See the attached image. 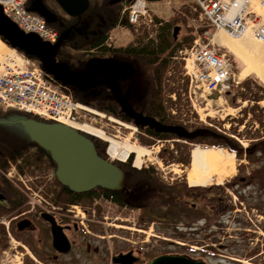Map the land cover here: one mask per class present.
<instances>
[{"label": "trees", "instance_id": "obj_1", "mask_svg": "<svg viewBox=\"0 0 264 264\" xmlns=\"http://www.w3.org/2000/svg\"><path fill=\"white\" fill-rule=\"evenodd\" d=\"M152 1V0H150ZM106 4L109 5L106 0ZM186 4V3H185ZM113 11L110 16V24L103 32L98 35L96 39L88 38L87 36H80L79 43L76 44L79 48L77 53H64L66 58L71 62L86 61L89 52L87 49L94 48L105 42L111 30L117 25L122 4L112 5ZM109 20V21H110ZM158 21L163 19L157 17ZM185 24L186 32L182 39H178L174 35L175 25ZM185 18L175 16L173 20H163V25L159 29L157 39L150 40L144 43L142 39L129 42L127 46H105L103 52L114 57L119 55H126L131 58L142 59L145 62L155 66V85L152 90L148 91V98L143 104L133 103L132 106L138 112H142L147 117L154 120L153 123L146 124L144 128L142 124H137L142 129H145L146 134L152 136V139L143 137L142 142L151 144L155 140H172L174 148H164L160 151L159 156L165 160L166 163L181 162L188 165L191 160L190 146L196 144L208 145L214 147H224L231 152H235L239 160L246 159L248 163L253 166L252 172L255 176H264V107L260 105V101L264 100V85L257 80L247 79L243 83L245 91L240 88L237 89V94L243 100H248V106L241 109V113L247 115L252 113L255 122L259 124L254 135L246 136L239 131L240 125L244 124L245 119L242 117L238 120V124L232 127L231 131L222 129L219 130L217 126L207 124H191L182 120L179 115H173L166 105L168 92L165 91V75L168 72V66L171 63L173 56L186 45L193 42L195 34L189 26ZM180 80V78H178ZM176 91L172 87L171 92ZM166 92V93H165ZM249 94L251 96H249ZM75 98L85 103L92 104L101 110H106L113 113L127 121L135 122V120L128 115L114 96L105 91L89 92L74 94ZM181 95V94H180ZM230 93H228V96ZM229 102L233 106L237 105L235 96L229 97ZM253 102V104H251ZM259 114V115H258ZM29 114L20 111L3 112L0 110V121L4 119L18 120L21 118H29ZM6 123V122H5ZM221 125H223L221 123ZM246 126V124H245ZM2 124H0V149H3L2 141H7V133L3 131ZM230 133L235 134L238 138L233 137ZM18 136V135H17ZM19 137V136H18ZM95 139L98 154L104 158H108L106 154L107 143L99 139ZM246 141L247 145L243 142ZM13 145V144H12ZM170 146V145H169ZM5 157H0V165L7 166L8 160H12L18 164L21 171L25 167L34 169H48L56 170V163L52 159L50 153L37 143L28 140L22 142L18 146H13L7 150ZM133 155L127 164L118 163L126 173V183L121 190H110L97 186L87 192H74L67 186L61 184L55 176L54 195L53 199L58 203H74V202H93L96 197H108L113 201L133 208H145L142 215L143 221H152L155 216L169 219L174 214L179 215L183 208L189 207L186 202L179 199V189H188L187 183L184 181L168 185L161 182L153 167L148 169L138 170L131 165ZM246 163H241L239 168H244ZM261 178V177H260ZM6 181L4 177H2ZM261 180V179H260ZM262 181V180H261ZM7 182V181H6ZM8 183V182H7ZM11 193V194H10ZM10 201L4 205H0V213L11 211L17 206L24 204V197L9 185ZM148 207L149 209H147ZM4 206V207H3ZM179 209V210H177ZM190 209H192L190 207ZM14 232L15 226L13 227Z\"/></svg>", "mask_w": 264, "mask_h": 264}, {"label": "rangeland", "instance_id": "obj_2", "mask_svg": "<svg viewBox=\"0 0 264 264\" xmlns=\"http://www.w3.org/2000/svg\"><path fill=\"white\" fill-rule=\"evenodd\" d=\"M91 6L88 10V12L83 15V17L80 19V23L78 24V30L83 34H91L92 32H100L104 30L107 23L110 20V16H112L113 7L106 4L105 0H90ZM156 14L160 15L165 20H173L172 12L170 11L169 7L164 4H158L153 7ZM176 13V12H175ZM205 24V23H204ZM145 25V24H144ZM142 26L144 29L139 30L136 32L137 35H140L144 39L149 38L151 35H154L155 29L150 26ZM176 26V25H175ZM118 27L114 28L112 30V35L114 39H116V43H126L128 41L127 36H129L128 32H130V35L135 37V33L132 29L122 28L119 29ZM189 27V25H188ZM118 31V32H117ZM186 32V26L185 24H182L180 28L177 30V38L182 39L184 34ZM228 34V33H227ZM229 35V34H228ZM149 36V37H148ZM232 38V35H230ZM252 38H254L255 42L258 40L255 39V37L252 35ZM222 47V46H221ZM226 49V48H225ZM232 57L239 60L238 63H240L241 67H243L244 70H246V73H249V77H255L258 79L260 83L264 85V82L259 79L257 74L252 71L249 64L244 61L242 58H240L237 55H232ZM129 64L132 67V71L130 75L125 78L122 82V92L126 96V98L133 104H143L148 98V91L152 90V88L155 85V66L152 64H149L145 62L142 59L133 58L129 61ZM75 68H78V65L75 64ZM74 67V66H73ZM183 72V60L179 58H175L171 61V63L168 66V72L166 73L164 87L165 91L170 94L172 87L178 86V78ZM189 82L184 84L180 87V90H178L177 94H173V99L176 101V103L171 100L166 99V105H168L170 108H177V113L181 119H183L187 123L191 124H208L213 123L215 125H221L223 122L224 125L222 126L227 131L231 130L232 127L236 126L238 123V120L240 118H244L245 122L244 125L240 127L241 133L245 134L246 136L254 135V131H256L257 127H259V124L255 122L254 117L252 116V113L249 112L247 115L241 114V108L242 106L249 105L250 102L248 101H238L241 106L234 108L230 105L228 102V97L226 96V92H223L221 94V97L219 94H213L211 98L207 100H201L196 99L194 96L192 98L190 97L189 93ZM149 91V92H150ZM181 93H180V92ZM165 92V93H166ZM181 94V95H180ZM249 96H251L249 94ZM170 98V97H169ZM261 105H264V101H262ZM259 115V114H258ZM9 124L2 125V129L4 132L7 133V141H2L3 149L8 150L11 149L14 145L18 146L22 142H25L28 140V136L24 133L23 127L20 123H13L8 122ZM233 126H232V124ZM246 124V126H245ZM232 126V127H231ZM231 127V128H230ZM23 132V136L19 135L18 133ZM111 132H114L117 134V132L112 129ZM128 134V129L123 128L122 133L120 134L121 137H124ZM138 134H141L139 131L132 133V135L136 138ZM19 137H18V136ZM246 143V141H244ZM13 144V145H12ZM137 144L142 145L140 138L137 139ZM170 143H166L165 145H159L160 149L168 148L172 149V146L168 145ZM207 146V145H205ZM153 147V148H152ZM192 147V146H190ZM204 147V146H202ZM152 149L153 153L152 155L148 156L150 159L145 158L148 162V165L154 168L155 172H157L159 175L158 177L165 182L169 183L171 181H177L178 182H186V175L188 172L189 167H181V165L177 162H172L170 164H166L164 161L161 160L159 156H157L156 152L158 150V145L153 144V146L149 147ZM151 161L154 163H151ZM162 161V162H161ZM246 163V166L244 168H239L237 173L239 174L236 178H231L229 180H225L222 184L213 182L212 184L206 186L205 189L203 188H197L195 191L198 194H202V200L205 201L209 206L215 205L216 203L221 202L223 205L225 203L230 204L231 206L235 203L236 197H239L238 191L248 193L249 191H252L254 194L253 196L248 199H244V205L249 207L248 203H251L253 205L254 203H258L259 205L264 206V182L260 184L261 180L264 181V176L260 175V179L256 178H247L242 179V177H248V172L251 171V165L246 162V160H238L236 158L237 168L241 163ZM153 165V166H151ZM183 168V170H181ZM240 171V172H239ZM30 175L23 176V181L25 184L22 186L26 188L27 186L29 190H27L29 193L27 195V199L36 200V199H49L51 198V192L50 188L54 189L55 182H54V171L45 169L44 171H37V172H30ZM16 170H11V181L10 184L13 186L18 192H22L23 189L14 184L15 176H17ZM242 175V176H241ZM217 180V177H216ZM250 183V184H249ZM253 183V185H251ZM249 184V185H248ZM171 185V184H170ZM217 185V186H215ZM212 187V188H211ZM254 187V188H253ZM252 189V190H251ZM256 191V193H254ZM54 194V193H53ZM198 195H195L192 193V195L189 197L193 201H198L197 198ZM27 204L21 205L26 206ZM100 208L102 209L101 212L98 211L97 207H93L94 213L98 215L97 219L103 220L102 215L107 214L106 221V227L109 232V234L112 235L110 237L113 248L112 251H115V249H121L124 247H129L132 245L133 242L127 241L126 238H130L133 241H137L138 245L142 248H147L148 250L153 251L154 253H159L162 251H165L167 249L175 250L180 244L176 243L175 245H178L177 247H174L172 245H166L164 243L166 239H178L180 241H186L188 238L193 237L189 235H180L177 234L176 236L169 232L168 230V224L164 225V223H158V225H155L153 227L152 233H159L162 238L155 237L154 235L144 234L140 232H134L130 230L129 228L123 227L121 228L117 224L121 221L115 220L117 216H122L126 214L125 217L131 219V221H134L135 219H138L141 217V215L144 214L143 208L139 209L138 207H127V205H116L114 203H108L106 200H103L100 204ZM122 206V207H121ZM21 207L17 206L13 210L10 211V216L18 214L22 209ZM69 207L67 205L63 206ZM234 213L236 212H228L227 214H224L221 218H218L216 223H213L212 228L218 229L221 231V234L218 235L220 237L219 239L221 241H224L223 243L226 245L223 250H218L214 247L217 254H213L216 259L213 260L212 264H264V234L255 233L253 229H258L259 222L255 220V223L257 225H253V227H250L249 221L248 225H241L238 223V220H236V216L234 217ZM243 214V212H240ZM101 217V218H100ZM251 217L254 218L252 214ZM170 219V218H169ZM257 219H261L262 224L260 225L261 230L264 231V220L262 218L257 217ZM160 221V220H159ZM164 221V220H162ZM98 223V222H94ZM123 223V222H122ZM95 232H103V228L100 226L94 227ZM250 228L252 235L251 238H248V240H244V237L241 236L240 232H246L245 229ZM149 230V229H148ZM247 233V232H246ZM164 237V238H163ZM168 237V238H167ZM250 237V235H249ZM0 240L5 243L6 238L0 237ZM234 246V247H233ZM258 249L256 252H258L256 255H253V250ZM230 257H227V256ZM253 255V256H252Z\"/></svg>", "mask_w": 264, "mask_h": 264}, {"label": "flooded vegetation", "instance_id": "obj_3", "mask_svg": "<svg viewBox=\"0 0 264 264\" xmlns=\"http://www.w3.org/2000/svg\"><path fill=\"white\" fill-rule=\"evenodd\" d=\"M30 8L33 11L48 14L51 24H53L60 32L59 38L63 37L64 35V40H62V43L56 53V60L58 62H67L68 64H71L70 62H68L69 60L66 58L64 53L66 52L69 54V52L71 51L70 49L72 48V43H77V41H75L74 39L75 32L73 30L76 27L75 23L80 20L85 12L81 16L70 15L58 0H31ZM102 34V32H98L99 36ZM126 58V55H122V57H120L118 61H124ZM124 62L127 63V61ZM85 67L86 65L81 64L77 69L73 66L71 67V69L83 71L85 70ZM124 79L125 78L119 79L121 87L123 86L122 82ZM68 88L72 90L75 89L78 93L105 91L107 93L111 92L112 95V90L106 85L104 81L103 73H100L93 84H85L82 87H75L71 85L68 86ZM7 152L8 151L5 149H0V157H5L7 155ZM250 178L254 177L251 176ZM260 184L262 183L260 182ZM251 185H253V183ZM0 193L3 195L0 200V205L5 206V204L9 201L10 196L8 185L5 183L4 179H2L1 174ZM182 193L184 195H192V193L194 194V196L198 195L197 203L191 202L193 208L192 206L183 208L181 212L179 211V215L174 214L170 219H164L166 220V222L158 219L152 220V223H150L153 225H158V223H164V225L168 224L169 232H172L175 236L177 234H183L186 235V237L187 235H189L188 237L193 236L189 238V240L193 243H189V246L178 247L175 250L167 249L159 253H154L147 248L145 249L140 248L139 246H132L124 247L120 250L115 249V251L112 252L110 251L109 243L104 239V235L99 236V238H95L91 234H89L87 230L84 229L80 222L76 221L75 219L55 217L57 224L62 226V229L67 235L71 245L68 252H61L53 242L51 223L43 219L41 215L26 218L27 221H24L26 223L22 224L21 226L23 228V234L25 238H28L31 246H33L35 249H38L41 257L43 255V259L46 264H123L125 263V260H123L121 257L117 259L116 256L119 253H127L130 251L132 252V255H130V257L136 258L134 264H148V262L152 258L164 253L187 254L194 258L203 259L207 261L208 264H212L211 262L216 259L213 254H217L214 247L216 249L223 250V248H225L226 246L223 243L224 241L218 240V235L221 233V231L212 228L213 223L221 221L218 220V218H221L228 212H236V214L234 213V217L236 216V218L238 216L243 217V214L240 212H247L248 214H252L254 217H256V220H260L257 219V217L264 220V206L259 205L258 203H254L253 205H251V203H248L249 207H239V205L231 206L228 203H225L223 205L221 202L209 206L205 201L202 200V194L199 192L197 194L195 190H184L181 192H177L182 200L185 201V199L182 197ZM238 193L239 195L243 196L244 199H246L247 197L248 199H250V197L252 196L253 199H255L252 191L245 193L246 196L242 191H238ZM254 193H256V191ZM242 203H244V201H242ZM196 204H198V206H196ZM142 205L143 204H141L140 209H144ZM190 207L192 209H190ZM146 208L149 209L148 207ZM238 223L240 224V222ZM258 228L259 230H254V232L260 233L261 229L259 226ZM249 234L250 233L245 232L242 233L244 240H248L247 237L249 236ZM169 245L177 247L172 243Z\"/></svg>", "mask_w": 264, "mask_h": 264}, {"label": "water", "instance_id": "obj_4", "mask_svg": "<svg viewBox=\"0 0 264 264\" xmlns=\"http://www.w3.org/2000/svg\"><path fill=\"white\" fill-rule=\"evenodd\" d=\"M58 1L71 15H80L87 9L89 4L88 0ZM118 1L110 0V3L114 4ZM45 16L49 19L48 14H45ZM0 35L11 45L20 47L27 54L40 58L45 70L66 85L73 84L76 87H82L85 84H93L100 73H104L105 83L116 94V99L123 109L137 122H152L131 107L120 89L118 79L128 76L130 71L128 64L117 62L113 58H93L87 63L84 71H72L68 63L58 62L56 60V53L64 36L53 45L43 41L36 34H26L13 21L2 14L1 6ZM18 122L23 126L32 141L49 151L57 165V179L71 190L84 192L96 186L119 190L123 187L126 181L124 171L115 163L101 157L98 154L94 142L77 129L62 123L44 122L34 118H22ZM2 197L0 194V200ZM43 217L46 220L52 221V232L57 242V233L58 231L62 232V229L55 224L49 215L43 214ZM21 224L19 225L20 229L22 228ZM59 245L62 247H56H59L60 250H69L67 238L62 242L59 241ZM129 254L121 255L120 257L127 260L125 263L132 264L134 259H131ZM149 264L205 263L184 255H160L154 258Z\"/></svg>", "mask_w": 264, "mask_h": 264}, {"label": "built area", "instance_id": "obj_5", "mask_svg": "<svg viewBox=\"0 0 264 264\" xmlns=\"http://www.w3.org/2000/svg\"><path fill=\"white\" fill-rule=\"evenodd\" d=\"M27 0H1L3 12L25 31L35 32L50 41L57 39V33L50 29L45 21L29 14L25 8ZM202 0L204 14L219 29L227 28L234 35H241L250 29L264 40V19L255 12L251 0ZM264 7V0H259ZM240 12L231 20L233 7ZM145 0H135L131 6L130 20L137 22L146 16ZM195 67L190 72L192 80L200 82L205 90L223 84L231 73V63L225 54L219 55L209 44L197 42L189 51ZM0 70V105L5 109L16 108L32 112L49 119L74 123L80 119H93V110L75 103L71 96L61 92L50 78L29 59L17 53L7 55ZM197 86V85H196ZM5 223V221H2ZM11 258L6 253V260ZM23 253H17L10 264H22ZM6 264V263H5Z\"/></svg>", "mask_w": 264, "mask_h": 264}, {"label": "bare ground", "instance_id": "obj_6", "mask_svg": "<svg viewBox=\"0 0 264 264\" xmlns=\"http://www.w3.org/2000/svg\"><path fill=\"white\" fill-rule=\"evenodd\" d=\"M243 2L244 0L241 1V3ZM239 12V6L233 7L229 18L232 20ZM230 35L231 34L228 35L227 32L222 34L218 33L216 40L221 44H224V47L227 50L246 61L252 71H254L259 79L264 82V43L260 41L255 42L250 32L236 38H232ZM6 53L8 55H13L9 46L0 38V58ZM244 73L246 74V70ZM74 125L76 128L84 131V133L92 135L101 141L107 140V156L120 160L124 164H127L130 161L128 160V155L130 153H134V166L140 169L145 161V158L153 153L152 149L134 142L132 139V133L123 140H119L115 137L107 135L106 131L98 128L94 124L82 122ZM119 167L123 170L121 166ZM237 171L238 168L234 153H231L224 148H216L212 146L202 147L197 145L191 150V164L189 166L186 179L192 187H206L213 182L222 184L225 180L233 178ZM52 234L55 246H60L59 241L62 242L67 238L63 230L62 232L58 231L57 236L59 241L57 239V242L55 241V235L53 232ZM130 255H132V253H130L129 256Z\"/></svg>", "mask_w": 264, "mask_h": 264}]
</instances>
